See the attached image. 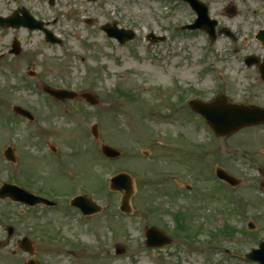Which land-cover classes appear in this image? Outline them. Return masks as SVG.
I'll return each mask as SVG.
<instances>
[{
	"label": "rangeland",
	"instance_id": "rangeland-1",
	"mask_svg": "<svg viewBox=\"0 0 264 264\" xmlns=\"http://www.w3.org/2000/svg\"><path fill=\"white\" fill-rule=\"evenodd\" d=\"M54 1L51 9L47 0L24 5L44 20L57 11L58 20L50 28L64 38V51L46 43L40 33L19 30L10 33L16 34L22 52L8 55L10 33L0 31V185H16L59 206L29 209L0 200V264H24L30 258L17 248L22 236L32 241L38 264H252L240 263L239 256L232 259L222 249L246 254L264 240V192L258 188L256 171L250 169L254 165H249L264 168V130H245L193 148L185 138L206 143L209 136L184 119L177 101L198 89L202 101L210 102L217 90L225 89L222 95L235 104L264 105V86H253L240 71L245 55L264 54V46L255 39L264 29V0H200L218 27L235 35L234 42L223 35L210 42L200 31H180L195 14L174 0ZM229 3L236 6L233 17L224 11ZM3 4L0 0V15H7L9 8ZM113 22L135 32V38L124 46L106 38L100 27ZM150 33L156 41L147 39ZM41 83L89 92L100 105L91 108L82 100L54 103L40 93ZM249 90L259 98H252ZM12 106L29 111L34 122L14 116ZM94 124L96 143L89 131ZM45 143L55 146L56 162L45 155ZM99 143L117 149L121 157L105 161ZM7 147L15 151L14 164L2 157ZM175 157L182 159L178 164L193 166L175 165ZM209 163L240 180L235 193L243 211L250 207L245 217L224 205L221 193L227 194L222 185L202 182L212 169ZM119 172L133 177L129 206L135 216L122 215L121 195L108 189V180ZM193 183L200 193H183V185ZM209 191L216 192L212 199L205 198ZM76 194L91 197L102 213L77 216L68 204ZM246 220H251L253 230L243 227ZM8 225L14 229L9 242L4 240ZM144 225L164 232L172 244L147 249ZM232 229V236L222 233ZM115 246L125 254L116 256ZM197 249L210 252V258Z\"/></svg>",
	"mask_w": 264,
	"mask_h": 264
},
{
	"label": "water",
	"instance_id": "water-1",
	"mask_svg": "<svg viewBox=\"0 0 264 264\" xmlns=\"http://www.w3.org/2000/svg\"><path fill=\"white\" fill-rule=\"evenodd\" d=\"M184 1H187L191 5V7L195 10L198 16L194 24L191 26H187L186 28L202 29L208 33V35L211 37L212 40H214L216 37V35L214 34V28L216 26V22L209 19L207 7L198 0H184ZM227 12L231 15L235 14L234 8H229ZM0 23L2 24L3 20L0 19ZM23 25H26L31 30L41 27L40 23H37L32 19L23 22ZM102 30L109 37L116 38L120 43H123L124 41H128L133 37L132 33L128 31L126 32L124 30H118L115 27V24L112 27L104 26ZM221 33L233 38L232 34H230L227 30H223L222 32L220 31L219 34ZM46 36H47L46 37L47 41H51V42L55 41L49 36L48 33H46ZM256 38L262 41L264 44V31H260L257 34ZM14 52L15 54L19 53L17 43H15L14 45ZM249 60L250 59H248L247 61L249 62ZM262 70L264 74V66ZM43 89L46 93H48L49 95H51L52 97H54L56 100L59 101L73 99L75 98L76 95L74 92H70V91L53 90L45 87ZM80 97H82L84 100H86L92 105L98 103L96 98L93 97L91 94L83 93L80 95ZM218 102L222 103V100H218ZM219 106L220 104H216V103L212 105L198 104L195 106V108L206 117V119L211 123V125L217 130V133H219L220 135H228L243 127L264 123L263 109H257L254 107H242L236 105H231L227 107H221V106L219 107ZM13 112L18 115L27 117L29 119L32 118V116H30L28 112L21 109L20 107L15 106L13 108ZM223 129H228V130L223 131ZM92 133L94 137H97L96 126L93 127ZM102 152L106 156L111 158H115L119 155L118 152L107 146H102ZM4 157L11 162L15 161L14 152L11 148H8L4 152ZM222 176L225 177L226 179H229L223 174ZM122 189L125 190V196L122 198L120 209L121 211L127 213L129 211L128 201L132 194V182L130 177L124 174H120L111 180V190L121 191ZM5 198H9L13 202L25 203L29 206H34L39 203L47 204V205L51 204L47 200L35 197L30 193H28L27 191H24L23 189L6 184L0 188V199H5ZM72 204L80 208L86 214H92L100 211V208L96 206L92 201L88 199H84L82 197H78L77 199H75L72 202ZM146 238H147L146 245L148 247H159L169 243V240L166 237H164L160 232H158L153 228H149L146 231ZM21 247L24 252H28L29 254L32 253L30 242L28 240H24L21 244ZM259 247H260L259 250L254 251L251 257L253 259L258 260L261 264H264V242L261 243ZM123 251L124 250L122 248H118V247L116 248V254H121L123 253ZM28 264H35V263L33 261H29Z\"/></svg>",
	"mask_w": 264,
	"mask_h": 264
},
{
	"label": "flooded vegetation",
	"instance_id": "flooded-vegetation-1",
	"mask_svg": "<svg viewBox=\"0 0 264 264\" xmlns=\"http://www.w3.org/2000/svg\"><path fill=\"white\" fill-rule=\"evenodd\" d=\"M8 2H9V4H12L13 5V8H12V11H14V10H17V9H21V8H27L30 12H31V10H33L32 8H31V6H25L24 4H25V2H30V0H8ZM32 13V12H31ZM37 18H38V15L37 14H34ZM57 21H54L53 23H56ZM251 55H253L254 57H255V60H258V62L257 63H252V65L251 66H248V65H244V68L243 69H241L240 71L241 72H245L246 74H245V76H246V81L247 82H250L253 86H258V85H261V86H264V81H263V79H262V77H261V73H260V70H259V68H260V65L263 63L262 61L264 60V54L263 55H254V54H251ZM220 82H221V80H220ZM219 86H220V84H218L217 85V88H216V90L219 88ZM198 89H193V93L190 95V97H182L180 100H178L177 102H179V105H181L180 107H182L183 108V110H185L186 111V113L189 115V116H191L194 120H196V122H197V124L199 125V126H197V125H195V127H194V129H199L198 127H200L201 126V124H202V122L204 121L202 118H199L197 115H195L194 113H193V111L190 109V107H189V101H191L192 99H198V100H200V101H202V96H201V94L202 93H200V91L198 90ZM218 92H217V94L218 95H222L223 93H225L226 91H225V89L224 90H217ZM252 98H254V99H256V98H259L258 96H259V94L258 93H256V92H254L253 90H249L248 92H247ZM224 96V99H223V104L224 105H229V104H231V103H234V102H231L230 101V99L227 97V96H225V95H223ZM184 99H186V100H184ZM239 104H241V105H246V106H254V105H252L251 103H248V102H243V103H239ZM256 107H258V108H264V105H260V106H256ZM193 123V122H192ZM197 127V128H196ZM255 128H259V129H262V130H264V124H261V125H258V126H255V127H248V128H244V129H241V130H239L238 132H236V133H233V134H231V135H229V136H226V137H218V136H216L213 132H212V130L209 128V132H210V134L212 135V137H210L209 139H208V142H206V143H201V142H199V141H197L196 139H193V138H190V137H187V138H185V142H187L189 145H191L193 148H199V147H205V146H207V145H211L212 143H217V142H219V141H221V140H228V139H230L232 136H235V135H237V134H239V133H241L242 131H245V130H249V129H255ZM225 149L226 150H229V146L228 145H225ZM234 149V147L232 148V150ZM231 161H234V156L232 157V158H229ZM210 164V167L212 168L210 171H209V175L208 176H206V178L205 179H202L201 178V180H202V182H208V180L210 181V183L212 184V182L211 181H215V177H216V170L217 169H219L220 167H217V166H213L212 167V165H211V163H209ZM175 165H178V166H183V164H178V162H175ZM191 165H193V162H192V164ZM249 165H254V166H256V170L258 171V182L260 183H262L263 185H264V168L262 167V166H260V165H257V164H249ZM229 173V172H228ZM230 175H232L231 173H229ZM233 176V175H232ZM236 182L239 184L240 183V180L239 179H237L236 180ZM187 185V184H186ZM186 185L184 186V188L186 189L187 187H186ZM211 188H213L214 190H215V188L214 187H211ZM187 190V189H186ZM197 194H199L200 193V189L197 187ZM216 191V190H215ZM217 192V191H216ZM216 192H212V191H209L208 193H206V195H205V198H207V199H212L213 197H214V195H216ZM183 193H186V194H188V195H191V193H190V191H183ZM192 196V195H191ZM193 196H194V194H193ZM204 198V199H205ZM248 205V204H247ZM240 208L242 209V207H241V202H240ZM250 208V207H249ZM249 208H246V210H244V212H248V209Z\"/></svg>",
	"mask_w": 264,
	"mask_h": 264
}]
</instances>
